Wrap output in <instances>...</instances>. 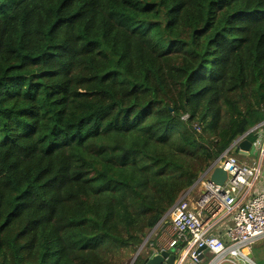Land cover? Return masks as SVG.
Instances as JSON below:
<instances>
[{
	"label": "trees",
	"instance_id": "trees-1",
	"mask_svg": "<svg viewBox=\"0 0 264 264\" xmlns=\"http://www.w3.org/2000/svg\"><path fill=\"white\" fill-rule=\"evenodd\" d=\"M263 121L264 0H0V264H130Z\"/></svg>",
	"mask_w": 264,
	"mask_h": 264
},
{
	"label": "built area",
	"instance_id": "built-area-1",
	"mask_svg": "<svg viewBox=\"0 0 264 264\" xmlns=\"http://www.w3.org/2000/svg\"><path fill=\"white\" fill-rule=\"evenodd\" d=\"M253 133L257 139L248 154L238 153L239 143ZM263 133L264 121L234 141L179 198L154 229L165 228L169 236L153 253L174 254L173 264H256L249 254L264 238ZM216 167L226 173L222 185L210 180Z\"/></svg>",
	"mask_w": 264,
	"mask_h": 264
},
{
	"label": "water",
	"instance_id": "water-1",
	"mask_svg": "<svg viewBox=\"0 0 264 264\" xmlns=\"http://www.w3.org/2000/svg\"><path fill=\"white\" fill-rule=\"evenodd\" d=\"M248 133H250V130L246 134H248ZM250 146H251V142L248 139H245V138L242 139V141L239 143V146H238V148L240 149V151L238 153L243 154V155H247L248 151L250 149ZM232 153H236V148H233ZM210 180L212 182H214L215 184L222 185L224 183V181L226 180V173L220 167H216V168H214L213 172L210 175ZM155 227L153 228L151 233L148 235V237L145 239V241L141 244V246L139 247V249L135 253L133 259L131 260L130 264L134 263L137 256L139 255V253L143 249L146 241L153 234ZM249 258L253 260L252 253L249 254ZM174 259H175L174 254L169 253L167 251L154 252L148 258L146 264H173Z\"/></svg>",
	"mask_w": 264,
	"mask_h": 264
},
{
	"label": "rangeland",
	"instance_id": "rangeland-1",
	"mask_svg": "<svg viewBox=\"0 0 264 264\" xmlns=\"http://www.w3.org/2000/svg\"><path fill=\"white\" fill-rule=\"evenodd\" d=\"M257 139L256 137V134L253 133V141H255ZM251 142V141H250ZM234 155H237L236 158L243 162V159H241L238 154H234ZM151 233V232H150ZM149 233V234H150ZM153 237V234L151 235L150 238ZM145 241V240H144ZM147 242V241H146ZM154 244L150 245L149 248L148 246L145 247L144 250H147L148 249H151L152 252L156 249V247L154 246L155 245V241L153 242ZM251 253L253 255V261L256 263V264H264V238L255 242L252 246H251ZM210 257L209 253L206 254V258Z\"/></svg>",
	"mask_w": 264,
	"mask_h": 264
},
{
	"label": "crops",
	"instance_id": "crops-1",
	"mask_svg": "<svg viewBox=\"0 0 264 264\" xmlns=\"http://www.w3.org/2000/svg\"><path fill=\"white\" fill-rule=\"evenodd\" d=\"M262 141H264V133L262 134ZM168 232H167V230L164 228V230H158V231H156L154 234H153V237H154V239H155V244L157 243H159V241L161 240V239H164V238H168Z\"/></svg>",
	"mask_w": 264,
	"mask_h": 264
}]
</instances>
